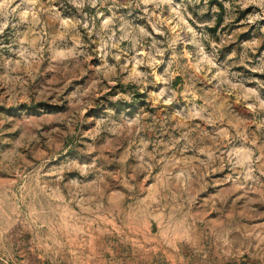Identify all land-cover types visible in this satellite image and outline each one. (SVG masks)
I'll use <instances>...</instances> for the list:
<instances>
[{"label":"rangeland","instance_id":"rangeland-1","mask_svg":"<svg viewBox=\"0 0 264 264\" xmlns=\"http://www.w3.org/2000/svg\"><path fill=\"white\" fill-rule=\"evenodd\" d=\"M0 264H264V0H0Z\"/></svg>","mask_w":264,"mask_h":264}]
</instances>
